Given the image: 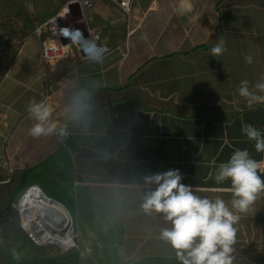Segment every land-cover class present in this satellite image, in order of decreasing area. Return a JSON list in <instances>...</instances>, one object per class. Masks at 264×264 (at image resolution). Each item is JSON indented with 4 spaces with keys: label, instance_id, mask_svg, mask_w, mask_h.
<instances>
[{
    "label": "crops",
    "instance_id": "0c3cea01",
    "mask_svg": "<svg viewBox=\"0 0 264 264\" xmlns=\"http://www.w3.org/2000/svg\"><path fill=\"white\" fill-rule=\"evenodd\" d=\"M66 2L41 8L38 25ZM120 2L96 0L84 10L81 38L99 33L108 47L101 62L77 44L45 64L35 33L0 81V164L19 174L40 165L27 184L63 203L79 242L70 251L37 246L15 264H126L141 255L175 261L159 239L163 217L142 211L155 187L144 176L178 169L196 194L230 202V180H214L219 164L236 149L264 162L241 131L252 124L264 133V103L250 107L237 92L241 80L254 88L264 76V0H130L128 13ZM221 39L227 50L213 57ZM46 96L57 128L34 138L27 105ZM259 174L264 179V163ZM240 215L233 255L238 264H264V193ZM7 243L0 233V250Z\"/></svg>",
    "mask_w": 264,
    "mask_h": 264
},
{
    "label": "clouds",
    "instance_id": "9594fccd",
    "mask_svg": "<svg viewBox=\"0 0 264 264\" xmlns=\"http://www.w3.org/2000/svg\"><path fill=\"white\" fill-rule=\"evenodd\" d=\"M91 48V60L101 62L102 52L95 44ZM226 50L221 39L211 48V55L220 56ZM244 59L247 64L253 62L251 55ZM261 81L254 88H250L247 79L239 83L237 92L250 107L264 103V76ZM27 111L36 120L29 129L30 136L46 137L56 131L57 124L50 122L53 108L46 101L30 100ZM241 131L248 140L255 141L257 153H264V133L252 124H242ZM60 134L63 135V130ZM262 163L253 159L247 149H236L227 162L219 164L214 180L217 184L230 180V202L196 194L193 186L182 183L184 177L178 169L144 176L145 184L155 187L144 196L142 211L163 217L168 226L161 228L159 239L170 245L180 264H234L240 214L251 211L264 193V179L259 174Z\"/></svg>",
    "mask_w": 264,
    "mask_h": 264
},
{
    "label": "rangeland",
    "instance_id": "374dc122",
    "mask_svg": "<svg viewBox=\"0 0 264 264\" xmlns=\"http://www.w3.org/2000/svg\"><path fill=\"white\" fill-rule=\"evenodd\" d=\"M53 3L54 0H0V81L17 60L26 39L36 33V28L42 17L40 9L50 7ZM24 176L25 174L16 173L10 166L0 164V212L7 208L11 194ZM24 189L12 202V210L0 219V233L8 242L1 247L0 264H15L17 254L39 249L37 247L39 245H36L28 237L21 226L19 201ZM243 250L247 251L248 249L243 248ZM141 256H134V258L126 260L125 263L177 264L179 262L177 259L172 262L162 261L155 256L138 259ZM249 262L255 264L248 259L243 264ZM238 263L235 258L234 264Z\"/></svg>",
    "mask_w": 264,
    "mask_h": 264
},
{
    "label": "built area",
    "instance_id": "2783aa9c",
    "mask_svg": "<svg viewBox=\"0 0 264 264\" xmlns=\"http://www.w3.org/2000/svg\"><path fill=\"white\" fill-rule=\"evenodd\" d=\"M95 3L96 0H67L58 12L37 26L36 33L42 37L41 58L45 64L50 65L63 59L69 52L68 47L70 45L81 44L79 47L80 49L82 46H89L92 54L91 45L95 44L96 48L99 49L102 54L106 53L108 47L100 41L99 33L87 32L88 36L86 35L85 38H81V22L83 21L84 10L92 8ZM73 6L80 9V16H75L73 14ZM120 6L124 12L128 13L130 11V0H121ZM64 37H68L70 41L64 43ZM91 54L89 56H91ZM48 98L49 96H46L44 101H47ZM29 191H33L34 193H44L42 188L36 183L28 184L24 189L22 196L26 193L28 194ZM48 198L61 204L59 200L53 197L48 196ZM19 207L21 226L26 231L28 237L36 245L56 246L63 251H70L79 248L78 232L72 217L70 220L64 215L61 216V211H58V213L54 212L56 215L60 216V219H56V217L50 218L49 221H46V223L39 228H36L26 219L28 216L25 215L21 207V200L19 201ZM30 218L33 220L35 219L32 216V213Z\"/></svg>",
    "mask_w": 264,
    "mask_h": 264
},
{
    "label": "bare ground",
    "instance_id": "6f19581e",
    "mask_svg": "<svg viewBox=\"0 0 264 264\" xmlns=\"http://www.w3.org/2000/svg\"><path fill=\"white\" fill-rule=\"evenodd\" d=\"M44 193H34L33 191H29L28 194L26 193L21 197V207L25 215L28 216L26 219L30 222V224L39 228L41 225L46 223V221H49L50 218L56 217V219H60V216L55 214L56 212L58 213V211H61V216L64 215L71 220L72 215L65 208L63 203L61 202V204H59L50 200L48 195ZM31 213L35 218L34 220L30 218Z\"/></svg>",
    "mask_w": 264,
    "mask_h": 264
},
{
    "label": "trees",
    "instance_id": "16d2710c",
    "mask_svg": "<svg viewBox=\"0 0 264 264\" xmlns=\"http://www.w3.org/2000/svg\"><path fill=\"white\" fill-rule=\"evenodd\" d=\"M39 166L40 165H36V166H33L27 170V173L25 174L23 180L21 181V183L18 185V187L11 194L9 205L7 206V208L3 212H0V219L3 218L5 215H7L12 210V202L16 199L19 192L22 191L28 185L27 183H28V180H29L31 173L33 172V170H35Z\"/></svg>",
    "mask_w": 264,
    "mask_h": 264
},
{
    "label": "water",
    "instance_id": "95a60500",
    "mask_svg": "<svg viewBox=\"0 0 264 264\" xmlns=\"http://www.w3.org/2000/svg\"><path fill=\"white\" fill-rule=\"evenodd\" d=\"M63 41L64 43H68L70 39L68 37H64ZM80 52L83 56H89L91 54V50L89 46H82V48L80 49ZM177 264H180V262H178Z\"/></svg>",
    "mask_w": 264,
    "mask_h": 264
}]
</instances>
